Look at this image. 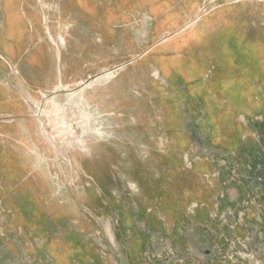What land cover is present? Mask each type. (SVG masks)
I'll return each instance as SVG.
<instances>
[{"label": "rangeland", "instance_id": "1", "mask_svg": "<svg viewBox=\"0 0 264 264\" xmlns=\"http://www.w3.org/2000/svg\"><path fill=\"white\" fill-rule=\"evenodd\" d=\"M90 1L119 14L104 42L65 16L63 68L87 58L71 87L24 98L14 70L33 44L0 75L25 120L0 113L13 122L0 131V264H264V0ZM61 2L29 6L46 27ZM47 51L44 76L57 71ZM17 147L29 166L13 175Z\"/></svg>", "mask_w": 264, "mask_h": 264}, {"label": "crops", "instance_id": "2", "mask_svg": "<svg viewBox=\"0 0 264 264\" xmlns=\"http://www.w3.org/2000/svg\"><path fill=\"white\" fill-rule=\"evenodd\" d=\"M29 1L32 0H0V6H1L0 75L7 74L8 67H10L11 69L16 67L17 69L18 65L21 64L20 60L24 52L27 51L28 45L33 44V50L28 53V57L26 58L27 69L25 70L24 74L20 72L18 69L14 70L16 71L15 75L18 76L16 82L20 84L21 87L23 86L21 82H23L24 84L23 94L26 100H30V98L34 99L35 95L42 94L43 92H47L48 88H45L44 86L47 84L49 86L51 85V88L53 87L54 89H56L60 85L71 87L72 84L68 83L67 80L69 78L67 72L71 73V77L73 78L77 77V75L76 76L74 75L75 71L78 72L81 71L80 68L81 65L84 63L85 60H87V58L83 56L70 57L66 65L64 66L65 68H63L62 47L64 46L67 47V41L69 39L67 38L66 34L72 35L71 34L72 31L67 32L65 28V24H63V20L65 16H68V13L76 12L81 18L88 17L90 21L89 25L91 24L90 28L91 29L94 28V30L99 33L100 39L103 42L104 40L106 41V39H110L112 37L113 24L116 22L118 18L116 15L119 14L117 11L114 12L113 10L112 12H110L112 16L108 15L106 18L103 15L104 13L100 16L99 13H95L96 8L95 6L92 5L90 0H71V1H75V3L70 2L72 9L69 10L68 8L65 7L66 4L69 2V0H62L61 2L62 8L60 10L57 9L53 14V16H55L56 21H58V24L50 25L47 22L45 25L46 27H43L42 18H41L42 15L37 14L30 8ZM29 12H33V14ZM95 22L97 23V25H94ZM56 25H59V29L61 32L60 34L62 35L63 38L62 41L53 39L52 36L48 37V34L50 36L55 32ZM51 45L56 50L55 55L54 54L52 55L53 57L52 60L56 61L57 71L50 72L49 76L48 75L44 76L45 74H47V69L49 67V63H48L49 57H48L47 48L51 47ZM34 46H36L35 49ZM71 50H73L72 53L75 54H77V52H83V45L80 44L72 48ZM101 50L102 49H97L96 51L99 54ZM86 54H89V52H86ZM130 64L131 62L129 63V65ZM118 67L111 70L103 71L102 74L100 73L97 74L96 76H90L86 80H83L84 79L83 78L79 82H76V85L78 83L86 82L90 78H92V80L97 81L99 77L104 73L106 74L107 71L113 72ZM81 74H79L78 76L81 77ZM117 75L118 73H116V75H114L111 79L107 78V81H102V82L99 81L100 83L98 82L96 87H102L108 85L112 80L116 78ZM92 89L86 91L85 93L86 98H87V94L90 95V91ZM93 101L94 103L98 102L99 106L101 105V102L105 105V101L101 96L100 97L98 96L96 98L93 97ZM21 102L22 100L19 94L14 90V88H12L11 85L8 84V82L3 81V83L0 84V113L10 112L15 114L14 116L16 117L12 119L13 121L24 120L22 118L23 114L19 112V110L23 108ZM89 102L91 103V101ZM12 123H13L12 121L4 124L3 122H1L0 131L4 130V128L7 127V124L11 125ZM15 132L17 131H15L14 129V133ZM27 136L29 140H23L24 142L25 141L26 143L35 142L34 131L33 132L31 131L30 134H28ZM17 150H18V153H16L18 154V159H16L17 162H14L12 160L8 161V164L11 167V170L13 171V175L17 174V172L19 171V166H25V167L29 166V161L25 157H23L19 147H17ZM20 156L22 157V159ZM96 167H94V169L91 172L88 171V169L86 168V160L83 159L82 168L84 169V173L86 175L95 173L97 171V169H95Z\"/></svg>", "mask_w": 264, "mask_h": 264}, {"label": "bare ground", "instance_id": "3", "mask_svg": "<svg viewBox=\"0 0 264 264\" xmlns=\"http://www.w3.org/2000/svg\"><path fill=\"white\" fill-rule=\"evenodd\" d=\"M254 57L256 58V61H255V63H256V67H254V70L256 71V72H260L262 75L264 74V66H260V64H261V62L259 63L258 62V56H257V53H256V51H255V54H254ZM89 95H87V97H88ZM82 112H80V114H81ZM85 116H86V114L85 113H83ZM82 114V115H83ZM89 115V114H88ZM88 115H87V117H88ZM84 116V117H85ZM87 117H86V119H87ZM258 173V172H257ZM259 174V176H261L262 178H264V171H261V172H259L258 173Z\"/></svg>", "mask_w": 264, "mask_h": 264}, {"label": "snow or ice", "instance_id": "4", "mask_svg": "<svg viewBox=\"0 0 264 264\" xmlns=\"http://www.w3.org/2000/svg\"><path fill=\"white\" fill-rule=\"evenodd\" d=\"M131 187L133 188V190H135V185H132Z\"/></svg>", "mask_w": 264, "mask_h": 264}, {"label": "flooded vegetation", "instance_id": "5", "mask_svg": "<svg viewBox=\"0 0 264 264\" xmlns=\"http://www.w3.org/2000/svg\"><path fill=\"white\" fill-rule=\"evenodd\" d=\"M41 96H44V95L41 94Z\"/></svg>", "mask_w": 264, "mask_h": 264}]
</instances>
